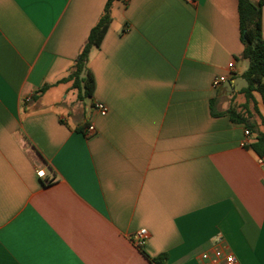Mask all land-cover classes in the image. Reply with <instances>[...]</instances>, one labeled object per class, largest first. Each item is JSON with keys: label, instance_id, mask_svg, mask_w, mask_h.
Instances as JSON below:
<instances>
[{"label": "crops", "instance_id": "0c3cea01", "mask_svg": "<svg viewBox=\"0 0 264 264\" xmlns=\"http://www.w3.org/2000/svg\"><path fill=\"white\" fill-rule=\"evenodd\" d=\"M105 3L0 0V264H264L263 168L213 115L245 103L237 0L113 1L77 100L59 81Z\"/></svg>", "mask_w": 264, "mask_h": 264}, {"label": "trees", "instance_id": "16d2710c", "mask_svg": "<svg viewBox=\"0 0 264 264\" xmlns=\"http://www.w3.org/2000/svg\"><path fill=\"white\" fill-rule=\"evenodd\" d=\"M113 1L115 0H106L102 14L90 29L69 74L59 81L70 83V88L76 91L77 100L91 97L93 79L86 66L87 59L90 50L99 47L110 25V8ZM263 4L264 0H237L238 27L242 43L239 57L247 61V68L242 73L246 85L240 90L245 103L238 111L231 107L223 113L213 112V115H227L232 122L242 124L250 133L251 142L247 148L259 158H264V120L256 108L253 92L260 95L264 104V39L261 34ZM47 87L43 86L39 92Z\"/></svg>", "mask_w": 264, "mask_h": 264}, {"label": "built area", "instance_id": "2783aa9c", "mask_svg": "<svg viewBox=\"0 0 264 264\" xmlns=\"http://www.w3.org/2000/svg\"><path fill=\"white\" fill-rule=\"evenodd\" d=\"M185 1H190V0H185ZM229 69H232V67ZM226 81H228L227 76L224 75L216 76L212 80V87L214 89H218ZM92 108L101 116H104L107 113V107L100 102H94L92 104ZM92 127H93L92 125H88V130H90ZM250 142H251L250 133L247 129H244L243 140L241 141L240 145L246 147L250 144ZM257 163L262 166L264 173V158L257 157ZM36 175L39 178L44 177V173L42 170L36 171ZM147 238H148V232L146 231V229H140L136 231L135 233L132 234L131 237L135 246L139 248L145 245ZM213 258L214 259L212 264H239L237 259L232 254L224 253L223 251L218 249L215 250Z\"/></svg>", "mask_w": 264, "mask_h": 264}, {"label": "water", "instance_id": "95a60500", "mask_svg": "<svg viewBox=\"0 0 264 264\" xmlns=\"http://www.w3.org/2000/svg\"><path fill=\"white\" fill-rule=\"evenodd\" d=\"M224 83H226L228 86L230 85V82H229V81H226V82H224Z\"/></svg>", "mask_w": 264, "mask_h": 264}]
</instances>
